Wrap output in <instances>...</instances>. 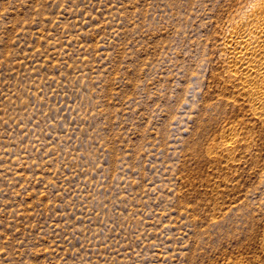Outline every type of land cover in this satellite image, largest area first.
I'll use <instances>...</instances> for the list:
<instances>
[{
    "label": "rangeland",
    "instance_id": "rangeland-1",
    "mask_svg": "<svg viewBox=\"0 0 264 264\" xmlns=\"http://www.w3.org/2000/svg\"><path fill=\"white\" fill-rule=\"evenodd\" d=\"M251 2L0 0V264H264Z\"/></svg>",
    "mask_w": 264,
    "mask_h": 264
},
{
    "label": "bare ground",
    "instance_id": "bare-ground-1",
    "mask_svg": "<svg viewBox=\"0 0 264 264\" xmlns=\"http://www.w3.org/2000/svg\"><path fill=\"white\" fill-rule=\"evenodd\" d=\"M247 10L238 23L232 24L230 33L224 39V49L229 54L227 69L239 81L238 84L251 99L253 111L259 115L264 113V0H252ZM227 138L224 137V140L230 144Z\"/></svg>",
    "mask_w": 264,
    "mask_h": 264
}]
</instances>
